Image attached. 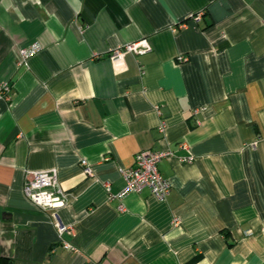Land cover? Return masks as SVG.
Here are the masks:
<instances>
[{
    "label": "crops",
    "instance_id": "obj_1",
    "mask_svg": "<svg viewBox=\"0 0 264 264\" xmlns=\"http://www.w3.org/2000/svg\"><path fill=\"white\" fill-rule=\"evenodd\" d=\"M2 83L0 264H264V0H0ZM147 149L166 198L110 197ZM53 168L61 233L23 193Z\"/></svg>",
    "mask_w": 264,
    "mask_h": 264
},
{
    "label": "built area",
    "instance_id": "obj_2",
    "mask_svg": "<svg viewBox=\"0 0 264 264\" xmlns=\"http://www.w3.org/2000/svg\"><path fill=\"white\" fill-rule=\"evenodd\" d=\"M37 44H32L29 47H22L19 49L21 60L27 59L30 55L36 52ZM151 49L150 43L146 39L138 41L127 42L120 47L114 48L109 57L115 61L118 60L124 52L130 53H145ZM183 55L178 56V60H185ZM8 84L2 83L0 85V93L8 90ZM181 146L188 150V146L182 143ZM188 155L182 157V161H192L193 155L188 150ZM171 152L169 150H141L134 156L133 164L128 167L120 168V173L125 180L123 189L110 197L121 198L122 195L128 192H140L147 188L152 195L159 200H164L171 189V182L168 178L163 177L158 170L159 161ZM82 164H86L85 160H81ZM84 170L89 172L86 165ZM24 196L35 205L43 209H51L53 221L61 233L67 228L66 225L60 223L58 219L57 209L65 204V194L61 190L57 182L56 169L27 171L24 186ZM66 249H70L71 245L68 242H63Z\"/></svg>",
    "mask_w": 264,
    "mask_h": 264
}]
</instances>
